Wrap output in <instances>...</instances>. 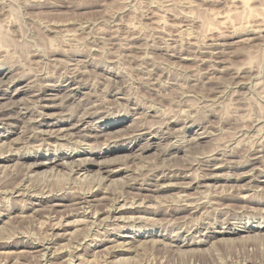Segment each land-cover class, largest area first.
<instances>
[{"label": "rangeland", "instance_id": "rangeland-1", "mask_svg": "<svg viewBox=\"0 0 264 264\" xmlns=\"http://www.w3.org/2000/svg\"><path fill=\"white\" fill-rule=\"evenodd\" d=\"M89 263L264 264V0H0V264Z\"/></svg>", "mask_w": 264, "mask_h": 264}, {"label": "bare ground", "instance_id": "bare-ground-1", "mask_svg": "<svg viewBox=\"0 0 264 264\" xmlns=\"http://www.w3.org/2000/svg\"><path fill=\"white\" fill-rule=\"evenodd\" d=\"M209 47H211V46H209ZM213 48V47H212ZM44 88V87H43ZM98 107V106H97ZM155 118V117H154ZM111 128V127H110ZM60 132V131H59ZM56 133H58V132H56ZM61 134H62V131H61ZM71 136V135H70ZM56 137V136H55ZM123 139V138H122ZM68 142V141H67ZM71 142V141H70ZM234 148V147H233ZM9 149V148H8ZM2 156V155H1ZM2 158H3V156H2ZM253 160V159H252ZM55 165H57V164H55ZM199 166V165H198ZM4 167V166H3ZM33 167H34V169H33ZM33 167L31 168V165H30V168L28 169L30 172H33V171H35V170H37V169H39V168H42V167H46V164L44 163H39V164H36L35 163V165H33ZM54 168V167H53ZM26 169V168H25ZM52 169V168H51ZM12 173V172H11ZM71 175V174H70ZM36 177V176H35ZM83 178V177H82ZM100 183V182H99ZM106 190V189H105ZM44 192V191H43ZM89 192V191H88ZM98 192V191H97ZM14 193V192H13ZM20 193V192H19ZM69 193V192H68ZM66 194V193H65ZM84 194V193H83ZM92 194V193H91ZM104 194V193H103ZM19 196H20V194H19ZM41 196V195H40ZM94 195H90V196H88V197H84V198H91V197H93ZM80 201H83L82 203H84L85 204V201H84V199H82V200H80ZM4 202V201H3ZM115 203V202H114ZM198 203V202H197ZM184 204V203H183ZM194 205H195V203H194ZM193 206V205H192ZM38 207H40V205H38ZM111 207V206H110ZM124 208V207H123ZM171 209V208H170ZM111 212V214H114L115 215V213H121V211H123L122 210V208L120 209H114V210H110ZM34 212V211H33ZM110 214V215H111ZM104 221V220H103ZM115 221V220H114ZM138 222V221H137ZM87 223V222H86ZM108 225V224H107ZM60 226V225H59ZM53 231V230H52ZM125 237V236H124ZM49 239V238H48ZM132 241V240H131ZM130 241V242H131ZM126 243V242H125ZM123 244V243H122ZM128 244V243H127ZM140 245V244H139ZM184 245V244H183ZM190 245V244H189ZM183 247V246H182ZM68 250V249H67ZM114 250V249H113ZM62 254V253H61ZM65 261V260H64ZM90 264V263H89Z\"/></svg>", "mask_w": 264, "mask_h": 264}]
</instances>
